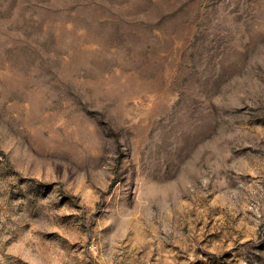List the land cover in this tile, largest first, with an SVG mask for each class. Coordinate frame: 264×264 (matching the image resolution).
I'll use <instances>...</instances> for the list:
<instances>
[{
    "label": "rangeland",
    "instance_id": "1",
    "mask_svg": "<svg viewBox=\"0 0 264 264\" xmlns=\"http://www.w3.org/2000/svg\"><path fill=\"white\" fill-rule=\"evenodd\" d=\"M0 264H264V0H0Z\"/></svg>",
    "mask_w": 264,
    "mask_h": 264
}]
</instances>
